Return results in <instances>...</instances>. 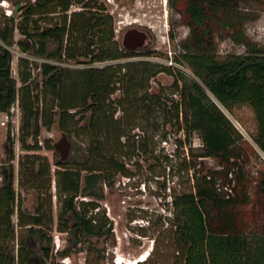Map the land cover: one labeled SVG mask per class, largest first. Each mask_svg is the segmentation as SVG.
<instances>
[{
	"label": "trees",
	"instance_id": "trees-1",
	"mask_svg": "<svg viewBox=\"0 0 264 264\" xmlns=\"http://www.w3.org/2000/svg\"><path fill=\"white\" fill-rule=\"evenodd\" d=\"M9 1L19 10V20L16 22L14 17H7L0 24V112L8 111L16 95H19L21 130L24 134L22 146L28 149L37 145H26V138L36 136L41 125L50 126L52 116L56 113L59 126L67 132L70 141L69 156L62 161V169L56 175L59 193L64 196L60 213L63 222L59 228L67 229V222L70 221L67 230L75 242L92 234H106L109 228L104 230L92 224L95 220L92 210L98 207L95 200L103 196V188L97 190L96 184L107 182L111 185L116 173L126 175L128 172L124 158L128 153L130 137L125 135L123 124H130L141 107L147 113V105H143L147 102V94L138 98L137 91L147 88L149 77L157 72L155 65L137 61L135 67L125 71L122 79L126 97L121 102L126 109L125 115L114 119V102L109 100V96L114 90L111 85L115 74L122 66H91L70 71L69 68L63 69L60 64L42 63L44 82L40 89L41 99L44 100L46 94H50V106L56 101L58 107L57 112L47 113L42 110L43 107H39L37 76L28 68L29 63L34 66L36 62L23 60L26 67L19 75L21 87L17 93L11 76L12 45L17 44L29 55L87 64L126 55L116 53L112 18L104 13L106 8L103 5H99L97 11H90L88 2L85 7L89 10L74 12L69 20L64 15L62 21L57 22L49 17V13L57 7L63 12L67 11L72 0ZM252 2L264 3V0H174L175 6L179 4L181 8L177 11L182 19L178 23L185 25L188 32L179 41L180 49L171 58V62L183 63L192 74L164 68L174 75L173 90L179 94L175 100V115L171 118H175V122L184 129L186 139L193 133L200 135L203 156L227 158L232 146L240 138L219 106L233 102L247 103L252 108L257 127L253 141L264 154V45L249 40L243 28L244 8L247 6L244 4ZM39 15L43 16L41 19L44 26L38 24ZM15 29L19 31V39H14ZM79 29L84 31V36H91L84 48L78 45L82 41L78 37L81 32ZM66 31L74 42L64 50ZM217 38L241 45L242 52L219 55L215 48ZM79 56L84 59H79ZM71 75L70 90L66 92L62 89L63 81ZM157 98L155 95L150 96L153 109L160 104ZM79 108L84 109L88 116L84 125L72 130L69 124ZM83 133L88 136L86 146L79 145L74 138ZM125 136L122 141L121 138ZM45 142L46 147L51 148L49 141ZM26 157H31L30 165L23 173L26 182L38 185L45 180L49 185L51 179L48 166L34 168L32 165L39 161V157ZM82 170L84 174H81ZM252 190L245 187L241 198H237V195L232 197L229 193L219 195L214 192L211 184L203 183H196L189 191L173 190L170 201L172 218H169L168 223L178 245L175 264H264V227L254 228L249 222L251 218L260 215L257 213H264V169L259 173ZM79 194L86 198H76L74 201ZM13 199L14 191L9 185L1 190L0 264H14L16 257V264H31L32 251L26 238L19 239L16 256L14 245L10 244L14 239V225L11 223L13 211L10 207ZM48 205L47 212L50 210ZM245 213L251 215L248 220L245 219ZM18 219L21 227L35 221L33 215L22 213ZM260 223L264 224V221ZM26 231L27 236L36 234L32 227ZM40 234L44 256L41 264H46L45 260L51 257V238L44 232ZM3 242L6 244H1Z\"/></svg>",
	"mask_w": 264,
	"mask_h": 264
},
{
	"label": "rangeland",
	"instance_id": "rangeland-1",
	"mask_svg": "<svg viewBox=\"0 0 264 264\" xmlns=\"http://www.w3.org/2000/svg\"><path fill=\"white\" fill-rule=\"evenodd\" d=\"M92 7L90 11L96 10L99 5L106 8L104 13H108L114 24V34L117 37L121 27L135 25L142 28L148 36L152 38V43L148 45L149 53H141L138 56H120L118 58L94 61L90 64L76 62L75 60H64L60 63L63 69L76 71L77 69L88 67H103L106 65H120L122 69L115 74L113 92L109 96L112 104L113 118L119 119L125 115V106L122 105L126 97L123 74L129 68L136 66L137 61H147L155 65L157 71L154 76L149 77L146 89L137 91L138 98L147 94L143 105H147V113L142 110V105L137 114L131 119L130 124H123L124 133L129 136V149L125 155L124 162L127 174L116 173L112 179L113 184L107 182L100 185L97 183V190L103 188V196L96 201L97 208L92 210L95 220L92 224L101 226V229H108L106 234L81 237L77 242L73 237L60 232L53 227L48 231L51 238V257L45 260L46 264H175L178 254V245L174 241L173 232L170 230L169 218H172L170 201L171 193L175 191H189L198 184L212 185L214 192L219 195L229 193L230 196L242 197L245 187L253 192L259 173L264 169V154L253 141L256 133V120L254 112L247 103H230L227 106L219 104L222 112L232 123L234 129L239 133L240 138L230 150L227 158H213L203 156L202 140L198 133H193L186 139L185 131L175 122V100L179 98L173 90L174 75L170 74L165 67L174 71L179 69L192 74L189 68L183 63L174 62L175 45L187 35V27L178 23L182 20L178 14L180 5L175 6L174 0H82L76 2L72 0L69 10L52 15L55 21L60 22L63 16L74 12L87 11L86 3ZM244 8L245 23L244 32L249 40L259 45H264V3L252 2ZM181 9V8H180ZM59 11V12H58ZM7 17H14L19 20V10L11 4L9 0H0V24L5 22ZM38 16V24L44 26ZM49 17L50 14H49ZM37 18V16H36ZM135 20V21H134ZM132 24H128L129 22ZM134 21V22H133ZM81 31V29H79ZM172 31V37L170 36ZM84 31L78 34L82 41L79 46L85 47L91 36ZM87 33V32H86ZM14 39H19V31L14 30ZM92 39H95L93 37ZM176 40V41H175ZM215 48L219 55L225 53H240L243 47L239 44L217 38ZM81 48V49H83ZM11 51V76L15 81V87H21L20 73L25 70L23 60L34 61V66L29 63L28 68L32 69V74L37 76L38 93L40 97L39 107H43L45 112L55 113L58 111L56 101L51 105L50 94L41 99L40 89L44 82L41 75L42 63H52L51 60L35 55H29L22 51L17 44L10 47ZM79 59H84L79 56ZM22 60V61H21ZM32 67V68H31ZM70 73V72H68ZM72 75L63 81L62 89L69 91ZM16 91V92H17ZM146 91V93H145ZM18 91L17 93H19ZM151 95L157 96L160 102L158 108L151 107ZM165 104V107L163 104ZM13 109L0 112V167L12 166L17 170V158L19 156V186L17 176L14 181V191L16 202L11 215V223L14 225V239L10 242L14 245V255L16 256L19 239L27 237L25 227L19 226L18 216L20 213L33 215L37 199L42 197L41 193L50 196V205L56 225V216L61 211L62 198L57 185V171L61 170L63 160H60L59 153L54 149L55 143L64 131L60 126L56 116L53 114L50 126L41 125L36 136H28L26 145L36 144L37 146L28 149L22 146L24 138L21 130L22 111L19 102V95L12 104ZM50 107H52L50 109ZM164 107V109H162ZM71 112V111H70ZM88 113L79 108L70 122L69 127L74 130L85 124ZM182 113H179L181 121ZM42 120V119H41ZM48 121V119H46ZM41 123V121H40ZM122 137V141L126 138ZM12 140V160L8 158L6 142ZM79 145L86 146L88 136L79 134L74 136ZM49 141L51 148L46 147ZM27 155H37V161L32 167L42 168L48 166L51 181L49 185L44 180L39 184L30 185L26 182L25 173L30 165L31 157ZM10 157V158H11ZM23 166H25L23 168ZM36 170V169H34ZM33 170V171H34ZM85 171H81L84 174ZM235 185L231 192L230 188ZM85 199L79 194L74 201ZM48 202V199L45 201ZM47 204V203H46ZM49 204V203H48ZM18 210V212H17ZM96 212V214H95ZM249 220L254 228L264 227V213ZM245 219L250 218V214L245 213ZM256 222V223H255ZM33 243V247H32ZM35 243V246H34ZM1 244H6L3 242ZM27 245L32 250V254L39 258L37 240L29 238ZM61 252V253H60ZM146 255L144 260L137 259ZM149 255V256H148ZM137 261V262H136ZM175 261V262H174ZM17 257L15 258V263ZM136 262V263H135ZM141 262V263H140Z\"/></svg>",
	"mask_w": 264,
	"mask_h": 264
},
{
	"label": "flooded vegetation",
	"instance_id": "flooded-vegetation-1",
	"mask_svg": "<svg viewBox=\"0 0 264 264\" xmlns=\"http://www.w3.org/2000/svg\"><path fill=\"white\" fill-rule=\"evenodd\" d=\"M53 3H54V1H53ZM67 11H64V12L66 13ZM105 11H106V9H105ZM60 12H63V11L60 10ZM55 13H57V11L55 9L49 13L53 21L56 20L55 17H52V15H54ZM128 24H132V22L130 21ZM112 28H113V40H114L115 47H116L115 48L116 53L118 52L119 54L121 53L123 55H126V57H131V56L141 55L142 52L145 54L147 52L148 53L150 52L148 45H150L152 43V38L150 36H148V34H146V32L142 28L137 27L135 25H126L124 27H121V29L119 30L120 34L117 37L114 34L113 19H112ZM138 38H139V40H138ZM73 42H74L73 38L71 40L69 38L68 32L66 31L65 36H64V45H63L64 50L66 49L65 47L69 46L71 43L73 44ZM93 47H94V45L91 46V48H93ZM179 49H180V46L177 43L175 45V53H177L179 51ZM81 52H82V50H81ZM38 57H41V56H38ZM63 58H65V55H63ZM45 59L51 60L52 64H54V65L65 62L62 59H60V60H56L55 58H45ZM6 143H7L6 144V151L9 153L8 158L10 160H12V157H11L12 156V150L10 151V149H12V147H10V146H12L13 143H12L11 138H9V141H7ZM16 176H17V184L19 186V178H18L19 177V156L17 158V170L16 171H14V168L12 166L11 167L10 166H8V167L1 166L0 167V192H1V190H4L8 185L14 191V186H15L14 181H15ZM41 194L43 196L39 197V199H37L36 206L33 208L34 209L33 216H34L35 221L32 224L26 225L25 228L26 229L28 227L33 228V230L36 234H34V236H27V237H28V239L34 238L37 240L38 248H39L38 251H39V253L42 254V257L44 258L43 251L41 248V239H40L41 234L40 233L44 232L47 237H50L47 232L51 231L53 229V227H55L60 232L66 233L70 236L67 229H69L71 222L70 221L67 222V226H68L67 229L61 230L59 228V226L61 225V223L63 221H61V219H60V213H61V211H60L56 216V225L54 226L52 206L48 205V203L50 201L51 194H49V195H47V193H41ZM47 199H48V202H45ZM16 200H17L16 193L14 191V199H13V202H11V204H10L12 211H14V202H16ZM47 205L49 206V209H50L49 212H47V209H46ZM44 210H46V211L44 212ZM17 212H18V210H17ZM66 217H68V215H66ZM18 222H19V219H18ZM28 239L26 238V241ZM34 246H35V243H34ZM17 247H18V245H17ZM32 247H33V243H32ZM43 258L41 259V257H40L39 258L40 261H39V263H37L38 257L36 255L32 254L30 256V262H31V264H41Z\"/></svg>",
	"mask_w": 264,
	"mask_h": 264
},
{
	"label": "water",
	"instance_id": "water-1",
	"mask_svg": "<svg viewBox=\"0 0 264 264\" xmlns=\"http://www.w3.org/2000/svg\"><path fill=\"white\" fill-rule=\"evenodd\" d=\"M53 147L59 153L60 160L67 159L70 153V141L65 133H62L61 137L55 143H53Z\"/></svg>",
	"mask_w": 264,
	"mask_h": 264
},
{
	"label": "bare ground",
	"instance_id": "bare-ground-1",
	"mask_svg": "<svg viewBox=\"0 0 264 264\" xmlns=\"http://www.w3.org/2000/svg\"><path fill=\"white\" fill-rule=\"evenodd\" d=\"M145 256H146V255H143L142 257L138 258L137 260L140 261V260H141L142 258H144ZM148 256H149V255H148ZM143 260H144V259H143ZM136 262H137V261H136ZM136 262H135V263H136ZM117 263L119 264L120 262H117ZM127 264H128V263H127ZM131 264H132V263H131Z\"/></svg>",
	"mask_w": 264,
	"mask_h": 264
},
{
	"label": "built area",
	"instance_id": "built-area-1",
	"mask_svg": "<svg viewBox=\"0 0 264 264\" xmlns=\"http://www.w3.org/2000/svg\"><path fill=\"white\" fill-rule=\"evenodd\" d=\"M10 109H11V110L13 109V106H12V105H11ZM5 114H7V113L5 112Z\"/></svg>",
	"mask_w": 264,
	"mask_h": 264
},
{
	"label": "clouds",
	"instance_id": "clouds-1",
	"mask_svg": "<svg viewBox=\"0 0 264 264\" xmlns=\"http://www.w3.org/2000/svg\"><path fill=\"white\" fill-rule=\"evenodd\" d=\"M145 258V257H144ZM144 258H142L141 260H143Z\"/></svg>",
	"mask_w": 264,
	"mask_h": 264
}]
</instances>
